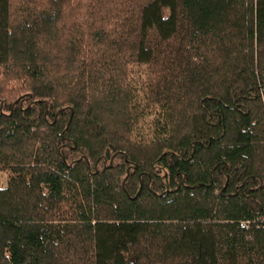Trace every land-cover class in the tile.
<instances>
[{"label": "trees", "instance_id": "trees-1", "mask_svg": "<svg viewBox=\"0 0 264 264\" xmlns=\"http://www.w3.org/2000/svg\"><path fill=\"white\" fill-rule=\"evenodd\" d=\"M0 171V264H264V0H0Z\"/></svg>", "mask_w": 264, "mask_h": 264}, {"label": "rangeland", "instance_id": "rangeland-1", "mask_svg": "<svg viewBox=\"0 0 264 264\" xmlns=\"http://www.w3.org/2000/svg\"><path fill=\"white\" fill-rule=\"evenodd\" d=\"M6 178H7L6 173L3 171H0V187H3L6 185Z\"/></svg>", "mask_w": 264, "mask_h": 264}, {"label": "built area", "instance_id": "built-area-1", "mask_svg": "<svg viewBox=\"0 0 264 264\" xmlns=\"http://www.w3.org/2000/svg\"><path fill=\"white\" fill-rule=\"evenodd\" d=\"M241 225H243L244 227H248L249 221H244V222L241 223Z\"/></svg>", "mask_w": 264, "mask_h": 264}]
</instances>
